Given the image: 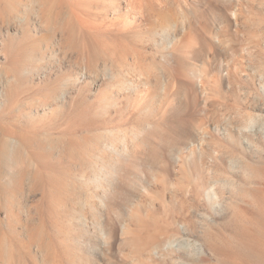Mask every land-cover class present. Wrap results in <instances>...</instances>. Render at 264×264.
<instances>
[{
	"label": "rangeland",
	"instance_id": "rangeland-1",
	"mask_svg": "<svg viewBox=\"0 0 264 264\" xmlns=\"http://www.w3.org/2000/svg\"><path fill=\"white\" fill-rule=\"evenodd\" d=\"M228 1L229 0H3L7 7L12 9L17 7L18 9L16 12H18L19 15L24 17V15L26 16L27 14V16L21 24H17L18 20L17 17H15L14 20L9 22L10 26H7L8 28H18L19 34H16L17 38L10 40L4 36H0V67L6 66L8 60L14 57V55L16 56L19 54V61L23 59L22 62H20L21 67L19 66L20 69L18 71V75L20 76L13 73V70H10L6 80L4 77H0L3 83V85L0 86V264H63L65 251L61 244L62 236L68 230L69 233L72 231L71 234L73 237L71 238H74V233H76L75 229L79 227L86 230L87 233L90 232V234H88L90 237L87 238V244H89L85 245L83 243L81 247H87L91 257L98 261L100 260V264H222L225 260L226 263L227 260L228 262H232L231 264H233L234 261V264H249L250 256L245 258L247 259V263H245L243 257L248 254L252 256L257 247L261 250L257 249L259 252L256 250V255L258 253L261 255L264 251L262 248L264 246L263 239L260 240L264 238L261 237L264 235V210H262V214L260 213V217L263 215L262 226L257 224L256 225L259 227L255 226L257 229L260 228L263 231V235L260 229V231L257 230L260 234L258 232V234L255 235L256 231L248 233L250 228L246 226H249L250 222L248 223V220L243 218L244 214H240V212H243L238 209L239 206H241V201H243L244 204L250 202L247 206H243H246L247 209L249 206V209H252L253 206H255V208L259 207L262 201L256 204L252 196H249L250 194L252 195L250 190L252 186V189L259 190L258 196L261 190L264 191V189H262V187L264 188V177L262 176L263 174L260 175V169H264V161L262 160L264 159V121H261L264 120V106H262L264 104V92L260 90L255 82L256 78L264 75V65H262L264 64V60H261L264 59V48L261 49V52L253 45H249V37H251L249 32L251 33V31L254 30V34H251L257 35L261 33L259 34L260 37H258L259 35H257V37L263 40H260V42H262L261 44L264 47V21H262L264 20V1H239L236 5L237 9L235 8L236 16L234 18L230 17L231 8L228 6ZM260 1H262V3ZM154 6L162 8L168 20L161 23V28H158L157 34L150 31L149 36L147 31H145L144 22L146 21L147 13ZM69 7L71 9L72 7L75 8L77 12L79 10L78 8H80L79 13L82 12L81 15L83 14L85 18L94 23H98L102 17L106 15L110 20L116 19L125 29L132 26L133 32L136 30L141 31V34L139 33L138 35L139 37L134 36L131 40L125 39L128 44L127 46L113 44L109 41L107 50L111 55L115 51L113 53L114 55H112L115 59V64L113 63L115 66L112 64L111 70L105 71L106 73L104 70L98 71V75L92 71L90 75H87V79H85L84 83H76L74 80L77 76L78 67L80 66L74 59L77 48H81L80 45L86 42L87 39V42H89L92 47L95 46L93 49L96 52L102 50L101 48L103 45L99 37L96 36V29L92 30V35L89 36L90 38L84 37L81 33L79 34L77 30L78 26H76L77 28L74 33L73 27L77 24L74 23L75 25H71L70 23L72 14L68 12V10H70ZM43 10L45 13H50V16L46 17ZM262 13L263 16L261 17ZM220 14H222V16ZM55 16H57V18ZM27 18H29L28 24L25 22ZM188 21L192 24L194 23L195 28L200 32V36L191 39V49L197 52L198 56L187 58L188 72L181 76V81L184 82V85H188L187 90L189 91L186 94H180L176 99L177 101H175L178 107V118H180V123H183H181V127L178 126L176 128L177 130L174 129L170 132L167 137V142L161 143L159 138H152L151 142L156 144L159 149L162 148L160 149L159 159L153 161L147 154H142V156H140V152H144L147 147L141 143H137L139 144L137 146L135 143L138 142L136 141L138 135L141 137L143 135V130L149 126L145 122L142 123L145 116L143 117L142 114L139 116L143 119L141 117L137 118V114H131L130 112L133 102L137 99L136 95L138 90L141 91L144 88L141 83L142 75L139 74L140 65L138 63L141 64L145 56H149L156 48H161L169 39L174 40L173 46L175 44H181L186 36V32H182L183 35L185 34V36H183L181 32L179 33V27L183 22L187 25ZM125 24L127 25L124 26ZM118 25L119 24H117V26ZM22 26H25L23 34L20 33ZM7 27L2 29H8ZM69 27H72L71 30ZM27 28L29 29L27 30ZM174 28H176V31H174ZM216 28H218L221 35L225 38L229 35L232 36V40H227L226 43L221 42L222 44L214 43L211 33ZM151 32L153 34H151ZM142 33H144V36ZM78 36H80V38ZM257 37L253 38L258 39ZM83 38L86 40L84 41ZM66 41L69 42L67 43ZM73 43L76 45L74 46ZM243 47L244 51L241 50ZM116 56H119L118 62L116 61ZM169 60L170 63L176 67L175 60L171 58ZM121 61L122 63L120 64L119 62ZM116 64H118V66ZM98 65L101 66L102 63H98ZM134 68H136V70ZM132 69H134V71ZM2 71L4 72V70H0V73ZM120 71H122L129 82L128 84L126 83L127 89L125 90L120 89L119 78L114 79L112 76ZM82 84H86V88L83 93L76 98L79 86ZM6 86L7 89L5 88ZM104 89L106 90L105 93L107 98L110 99L109 104L111 106L109 105L107 112L103 111L99 113L100 115L97 114L96 116V110H99L102 106H106L105 103L103 104L100 102L102 94L99 95L100 90L102 91ZM234 91L236 92V97L233 95ZM127 95L132 96L134 99H132V102L127 103L128 110L122 108L125 111H121L122 109H120L119 106L125 105L122 98ZM160 98L161 97H159V99ZM125 102L127 101L125 100ZM159 104L160 102L157 101V107ZM230 104H232V107ZM260 104H262V107ZM135 105L137 104L135 103ZM228 105H230V107ZM247 113L248 115L250 114L248 116L249 120L247 118ZM167 114H160V117H158V119H161L162 124L166 123ZM255 114L256 117L258 116V120L256 119L254 122L252 119L250 120V118H256ZM248 122L249 125L246 124ZM216 123L226 126L231 132L234 130L239 131L240 129L242 132L241 135L243 134L242 137L248 143L247 145L244 144L242 147L243 152L241 153L244 155L240 156L241 159L238 155V151H235L237 152V154H235L236 157L238 156V160L233 152V155L231 153L232 156L229 154L227 155L228 158H224V162L230 167L231 171L229 174H236V171H238L243 176V179L247 175L246 171H248V174L251 171L255 172L252 173L251 176L249 174V179L252 181L249 179L247 180L248 175L246 176L247 178L244 179L245 182L251 181L250 184H248L249 182L244 183L246 186H249H247V188H249L247 189L249 194L247 195L248 192L244 193L249 197L247 198L244 194L242 196L240 195L242 198L239 195L235 197V195L231 196L228 192L227 195L225 192L217 206H201L193 210L192 213L194 217L199 216V219L197 218L198 225L196 224L195 227H172L170 230L172 234H170V236L177 232L173 237H182L183 239L180 238L182 242L177 239V241H180L179 246L176 244L173 247H166L167 249L161 248L159 249L160 251L157 250V253L156 251L155 253L150 252L149 255L143 253L138 254L134 244L123 243L126 237L129 236V231L138 232L142 239L146 241L149 236H152L153 230L156 228L148 225H151L152 222L156 220L158 221V217L167 218V215H169L172 210H178L181 207V194L175 189L177 185L176 182H172L175 181L173 177H175L174 173H176L175 169L173 170V164L186 162L187 159V162L190 163H204L215 171L214 166L217 165L212 164L211 155L206 154L201 160L196 141H192L195 137V132L197 133V131H199L200 134L204 136V145L207 148H211V145H209L211 139L209 138L215 137L213 128ZM250 126L255 129L259 126L263 128L258 134H254L255 129L250 130ZM137 130L140 131L141 134L138 133ZM136 133L138 135H136ZM87 135L89 136L87 137ZM134 135L136 137H134ZM62 137L64 139H62ZM248 138H250V140ZM22 139L27 142H23ZM68 139L71 141L69 142ZM86 140L88 141L86 142ZM66 141L69 144L71 142V144L76 143L73 145L74 147L71 144V147H69ZM78 141H80V144L76 146ZM190 141L192 142L191 148H193L195 152L191 154L192 156H186L188 151L184 146L188 145ZM253 141L254 143L251 144ZM19 142H23L24 146L23 144H19ZM81 142L83 145H81ZM62 143L63 145H61ZM6 144L10 147L14 145L13 147L15 148L12 147L13 149L11 148V151H9L10 147H6L8 146ZM15 144L17 146H22L18 148L19 150H21V148L25 150V153L23 152L24 150H21L24 155H21ZM25 146L26 148H23ZM16 152L18 157L15 155ZM18 152L20 154H18ZM27 152L32 154V156ZM174 152L177 153L174 154ZM241 153L240 155H242ZM34 154L38 157L36 158ZM177 154H181L180 160L175 162L174 158ZM9 156L12 158L10 157V159ZM51 156L53 159H51ZM231 157H233V159ZM109 158L113 160L110 164L107 163ZM260 158L262 160L261 162L259 161ZM9 159L10 161H8ZM230 159H232V162H230ZM239 159L242 161L243 159H248L247 161H249L250 164L249 162H245L246 160L242 162ZM35 161L38 164L35 163ZM165 161L172 165V175L164 188L162 184L163 177L157 174L153 175L150 171H154L153 168H156ZM51 162L52 165H50V167L53 168L55 172L53 171L54 174L52 175L51 173L49 177H51L53 182L50 178H46L45 174L47 173L41 170L42 166H49ZM241 162L244 165L241 164ZM251 162L252 164L258 165H254L255 169L261 166L260 169L254 170L253 165L252 170L248 169L251 167H247V165L249 164L248 166H251ZM41 163L43 165H41ZM79 163L80 165H78ZM36 166H40L39 168L40 171H42V175L40 174L39 168L37 170ZM233 166H238L239 169L238 167L232 168ZM29 169L34 170L31 171ZM22 170L26 172L31 171V173L28 172L29 176H27V173L25 175V172ZM16 171L23 174L19 172L18 174ZM243 171L246 173L245 176ZM256 171L258 173H256ZM32 172L35 173L33 174L35 176L31 175ZM21 177H23L22 181ZM57 178L61 180H57ZM40 180H42V182ZM43 180L45 181L44 183ZM160 180H162V182H160ZM257 180L258 182L262 180L259 182L262 184H259ZM171 185H173V187H171ZM140 187H145L144 191L141 193H139ZM162 188H164V191H161ZM263 191L261 194L264 196ZM43 193H45V195H43ZM227 197L230 198L228 202H226ZM234 197L237 198L238 201L240 200L238 198H241L239 202L235 199L236 205L232 202ZM243 198H247L245 199L246 201L250 199V201L246 202ZM224 199L226 201H224ZM262 200L264 201V199ZM39 201L40 204H38ZM45 202H49V204L47 205ZM237 205L239 206L237 207ZM261 205L259 208L260 210L261 207L264 209V204ZM205 207L209 212L205 211ZM255 208L253 209L255 210ZM146 210L148 211L146 212ZM234 210L238 213L237 215L234 213ZM205 212L209 215H206ZM141 214L143 215L141 216ZM204 214L206 216H204ZM235 215H242L243 217L241 216L238 218ZM233 216L236 217H234L236 220H233ZM204 217L206 219L208 218L210 221L213 219V223L211 222L212 225L209 223L210 221L205 220ZM203 220L206 221L203 223V225H206L204 227L201 225L202 222H204ZM242 220L246 223H241L243 222ZM181 222L182 221H179L180 224ZM235 222H238V225L234 224ZM239 222L241 223L240 225ZM206 223H209V225ZM226 224H229V227L231 225L232 230L231 228L229 229ZM235 225L237 227L246 225L243 227L249 228L248 230H246V228V231L243 230V227L241 228L242 230L238 227V230L241 232L243 231V233H248H245L246 235L250 234L251 238L252 236L254 238V236L261 235L254 238L257 243L259 240L262 242V244L253 245L252 249L254 253H252L253 251H248L247 247L248 245L251 247L253 241L249 244V241H247L250 239L249 236L245 237V234L243 235L238 231L236 234L235 230H237V227H234ZM254 225L250 224L253 230L256 229ZM144 226H147V228ZM97 228H99V230ZM150 228L151 232L149 230ZM224 228H226V235ZM206 229L208 230L206 231ZM56 231L59 232L57 233ZM61 231L62 233H60ZM220 231L224 233L223 235L219 234L222 235V242L223 239L224 241L226 240L225 243H227V245L233 242L230 246L228 245L229 248H232H227L228 246L226 244L223 247L224 243L221 242L220 236H217V232L219 233ZM234 233L236 236L238 233H241V236L239 235L240 239L243 237L246 240L242 238V241H240L238 238L239 236L236 238ZM178 234L179 236H177ZM206 234H208V238ZM214 235L216 236L215 238ZM224 235H229V237L232 235V239L230 240L227 237L225 239ZM45 237L46 239L50 238L49 241H46ZM217 237L221 243L219 245L222 246L220 248L224 250L226 247L227 250L230 251H227L226 254L231 253L230 256L232 255V257L237 254L238 259L236 256L234 261H232L234 257L230 258L228 254L227 259L221 256L225 254L226 249L223 251L224 253L220 252L221 249L216 250L219 246ZM233 237H235L236 240L238 239L237 243H247V246L246 244L243 245L245 246V250L243 251L245 256H239L243 254L241 252L243 246L236 244V240L234 242ZM101 241H106L107 243L103 244ZM209 241L210 243L214 241V243L208 246L210 245ZM181 243H184V245H181ZM215 244H217V248ZM236 245L241 248V251L236 249ZM255 245L257 247H255ZM175 247L177 249H175ZM211 247H215L216 249L214 250ZM233 248L234 251L232 253L231 251ZM236 250L238 253H236ZM215 251H219L223 254H221L220 257L218 253L215 254ZM168 256L169 258H167ZM253 256L255 257V254ZM141 257L143 258L141 259ZM222 258L224 261H222ZM240 258H243L244 262H242L243 260ZM252 259L254 261L253 257ZM239 261L241 263H239ZM253 261L251 260V262ZM225 262L223 264H225Z\"/></svg>",
	"mask_w": 264,
	"mask_h": 264
},
{
	"label": "bare ground",
	"instance_id": "bare-ground-1",
	"mask_svg": "<svg viewBox=\"0 0 264 264\" xmlns=\"http://www.w3.org/2000/svg\"><path fill=\"white\" fill-rule=\"evenodd\" d=\"M239 1H241V0H229L228 1V6L231 8V14H230V17L231 18H234L236 15V9H237V7H236V5H237V3L239 2ZM248 1V0H247ZM251 1H253L254 2V0H251ZM264 1V0H263ZM110 2V1H109ZM258 2V1H257ZM261 3H262V1H260ZM227 4V3H226ZM71 5H74V4H71ZM43 6V5H42ZM45 6V5H44ZM46 6H48V5H46ZM80 6H81V4H80ZM48 7H50V6H48ZM75 7V6H74ZM79 7V6H78ZM103 7V6H102ZM51 8V7H50ZM82 8V7H81ZM84 8V7H83ZM82 8V9H83ZM236 8V9H235ZM17 7H15V9H12V8H10V7H7V5L3 2V0H0V36H4L5 38H7V39H10V40H14L15 38H17L16 37V34L18 33V28H15V27H12V28H8L7 26H10V24H9V22L11 21V20H14L15 19V17H17V20H18V22H17V24H21L25 19H26V16H27V14H26V16L24 15V17H22L21 15H19V13L18 12H16L17 11ZM34 9V8H33ZM45 9V8H44ZM48 9V8H47ZM46 9V10H47ZM69 9L70 10H68V12H71V25H75L74 23H76L77 25H75L74 27H73V29H74V33H75V30H76V26H78V33L80 34H82L84 37H88V38H90L89 36H91L92 34H91V32H92V30L93 29H96V36H98L99 37V39L102 41V50H100L99 52H96L93 48H95V46H93L92 47V45L89 43V42H87L88 41V39H87V41L86 42H84L82 45H80L81 46V48H77V52H76V54H75V56H74V59H75V61L80 65L79 67H78V71H77V76L74 78V80H75V82L77 83V82H82V83H84L85 82V79H87L86 77H87V75H90V73L92 72V71H94L95 72V74L96 75H98L97 73H98V71L100 72L101 70H104V72L106 71L107 72V70H109L110 68H111V65L115 62V59L113 58V56L112 55H114L113 53L115 52H111L112 53V55L109 53V51L107 50L108 49V42L109 41H111L113 44H118V45H128L127 43H126V41H125V39L126 40H131L134 36H138L139 35V33L141 34V31H134L133 32V27L132 26H129V27H127L128 29H125L123 26H121L120 25V23H118L117 22V20L115 19V20H110V18L108 19V17L105 15V16H103L102 17V19L98 22V23H94V22H92V21H90V20H88L87 18H85L84 16H83V14L81 15V13H79V10H80V8H78L79 10H78V12H77V10H75V8H73L72 7V9L69 7ZM85 9V8H84ZM54 10V9H53ZM44 11V10H43ZM48 11V10H47ZM62 11V10H61ZM177 11V10H176ZM181 11V10H180ZM233 11V12H232ZM44 13H45V11H44ZM67 13V12H66ZM85 13V12H84ZM18 14V15H17ZM53 14H54V12H53ZM52 14V15H53ZM59 14V13H58ZM57 14V15H58ZM60 15V14H59ZM221 16H222V14H220ZM45 16L46 17H48V16H50V13H48V12H46L45 13ZM147 17H146V21L144 22V27L146 28L145 29V31H147V33H148V35L150 36V31H152L153 33H155V34H157V31H158V28H161L160 26H161V23H164L166 20H168L167 18H166V16H165V12L163 11V9L162 8H160V7H157V6H154V7H152V9L147 13V15H146ZM263 16V13H262V15H261V17ZM56 18H57V16H55ZM153 17H155V18H153ZM171 17V16H170ZM179 17V16H178ZM182 17V16H181ZM261 17H260V19H261ZM264 17V16H263ZM47 19V18H46ZM45 19V20H46ZM50 19V18H49ZM264 19V18H263ZM29 20V18H27V20L25 21L27 24H28V21ZM73 20V21H72ZM7 21V22H6ZM120 21V20H119ZM223 21V20H222ZM262 21H264V20H262ZM47 22V21H46ZM224 22V21H223ZM65 23H67V22H65ZM141 23V22H140ZM4 24H6V25H4ZM49 24V23H48ZM117 24H119L118 26H117ZM222 24V23H221ZM127 24H125L124 26H126ZM174 25V24H173ZM177 26V25H176ZM4 27H7L8 29H2V28H4ZM70 28V27H69ZM72 28V27H71ZM71 28H70V30H71ZM29 28H27V30H28ZM55 29H56V27H55ZM175 30L174 31H176V28H174ZM66 30H68V29H66ZM69 30V31H70ZM24 31H25V26H22L21 27V29H20V33L21 34H23L24 33ZM55 31V30H54ZM95 31V30H94ZM186 32V36H185V34L183 35V33L182 32ZM71 32V31H70ZM151 32V34H153ZM182 33V35L183 36H185V38L183 39V41L181 42V44H175L174 46H173V39H169V40H167L166 42H165V44L164 45H162V47L161 48H156L155 49V51H153V52H151L150 53V55L149 56H145V58H143V60L141 61V64L140 63H138L139 65H140V67H139V74L140 75H142V81H141V83H142V85L144 86V88H143V90H141V91H139L138 90V93H137V95H136V97H137V99H136V101L135 102H133V104H132V106H131V109L132 110H130V112H131V114H137L136 116H137V118L138 117H141V116H139V115H142L143 117H144V119H143V122L142 123H146L147 125H149V126H147L144 130H143V135L141 136V137H139V135L136 133V135H138V139L136 140V141H138V142H135L136 144L137 143H141V144H143L144 146H146L147 147V149L143 152H140L141 153V155L140 156H142V154H147V156H150L149 158H151L153 161H157L158 159H159V157H160V149H162V148H158L157 147V145L156 144H153L152 142H151V140H152V138L153 137H156L157 139L159 138V140H160V142L161 143H164V142H167L168 141V135L170 134V132L171 131H173L174 129H176L178 126H180L181 125V123H183V122H181L180 123V118H178V107L176 106V103H175V101H177L176 99H177V97L180 95V94H182V93H184V94H186V93H188V91L189 90H187L188 89V85L186 86V85H184L183 83L184 82H182L181 81V76L182 75H185V74H187V72H188V62H187V58H190V57H197L198 56V53L197 52H194L192 49H191V39L193 38V37H199L200 36V32H199V30L198 29H196L195 28V26H194V23L192 24L190 21H188V24L187 25H185V23L183 22L181 25H180V27H179V33ZM254 32V30H252L251 31V33H253ZM262 32V31H261ZM68 33V32H67ZM76 33H77V31H76ZM250 32H249V35L251 36V37H249V45L250 46H254L256 49H258V51H261L262 52V48H264L263 47V45L261 44L262 42H260V40L261 39H259L258 37H260V35L259 34H261V33H259V34H257V35H259L258 37H257V35H253V34H251ZM19 34V33H18ZM72 34V33H71ZM78 34V35H79ZM143 34V36H144V33H142ZM264 34V33H263ZM70 35V34H69ZM73 36H75V35H73ZM81 36V35H80ZM80 36H78L79 38H80ZM155 36V35H154ZM69 37V36H68ZM139 37V36H138ZM148 37V36H147ZM211 37H212V40H213V42L214 43H226V41L227 40H232V36H228L227 38H225L224 36H222L221 35V33H220V31L218 30V28H216L212 33H211ZM253 37H257L258 39H254ZM71 38V37H70ZM76 38V37H75ZM261 38H262V36H261ZM65 39V38H64ZM164 39H165V37H164ZM194 39V38H193ZM247 39V38H246ZM264 39V38H263ZM71 40V39H70ZM82 40V39H81ZM83 40H84V38H83ZM83 40H82V42H83ZM86 40V39H85ZM84 40V41H85ZM148 41V40H147ZM156 41V40H155ZM163 41V40H162ZM261 41H263V40H261ZM38 42V41H37ZM67 42V41H66ZM65 42V43H66ZM69 42V41H68ZM67 42V43H68ZM76 42H77V40H76ZM81 42V41H80ZM79 42V43H80ZM155 43H157V42H155ZM221 43V44H222ZM69 44H71V43H69ZM74 44V43H73ZM248 44V43H247ZM264 44V43H263ZM76 44H74V46H75ZM156 45V44H155ZM159 45V44H158ZM19 46V45H18ZM79 46V45H78ZM161 46V45H160ZM238 46H240V45H238ZM20 47V46H19ZM77 47V46H76ZM76 47H74V48H76ZM158 47V46H157ZM246 47H247V45H246ZM249 47V46H248ZM172 48V49H171ZM239 48H241V47H239ZM35 49V48H34ZM93 49V50H92ZM237 49H238V47H237ZM250 49V48H249ZM21 50V49H20ZM118 50V49H117ZM241 50H243L244 51V47L241 49ZM18 51H19V49H18ZM22 51V50H21ZM70 51V50H69ZM240 51V50H239ZM264 51V50H263ZM116 52H118V51H116ZM119 53V52H118ZM261 54V53H260ZM118 55V54H117ZM21 56V55H20ZM263 56V55H262ZM82 57V58H81ZM119 57V56H118ZM118 57L116 56V61L118 60ZM254 57V56H253ZM148 58V59H147ZM174 59L175 60V65H176V67H174L171 63H170V60L169 59ZM200 58V57H199ZM22 60L23 59H21V61H19V54L18 55H14V57H11L9 60H8V64L6 65V66H2V67H0V70H4V72L2 73H0V77H4L5 78V80H6V78H8L7 76H8V72L10 71V70H13V73H15L16 75H18V71H19V66H20V62H22ZM253 60V59H252ZM261 60H264V59H261ZM118 62V61H117ZM116 62V63H117ZM139 62V61H138ZM259 62H260V60H259ZM98 63H102V65L100 66V65H98ZM120 64L122 63V61L121 62H119ZM118 63V64H119ZM115 64V63H114ZM113 64V66H115ZM118 64H116L117 66H118ZM130 64V63H129ZM132 64V63H131ZM262 65H264V64H262ZM112 66V67H113ZM128 66V65H127ZM126 66V67H127ZM136 66H137V64H136ZM135 66V67H136ZM21 67V66H20ZM121 67V66H120ZM127 68H129V67H127ZM132 68H133V66H132ZM135 70H136V68H134ZM134 69H132L133 71H134ZM111 70V69H110ZM130 70V69H129ZM137 70H138V68H137ZM189 70H190V68H189ZM105 72V73H106ZM113 72V71H112ZM114 73H116V72H114ZM133 73V72H132ZM198 73V72H197ZM126 74H127V70H126ZM131 74V73H130ZM101 75V74H100ZM104 75V74H103ZM190 75V74H189ZM18 76H20V75H18ZM102 76V75H101ZM113 76V78L115 79H117V78H119V82H120V89L121 90H125V89H127L126 88V83L128 84L129 82H128V80L126 79V76H124L123 75V73H122V71H120V72H117L116 74H113L112 75ZM196 76V75H195ZM232 76V75H231ZM125 78V79H124ZM21 79V78H20ZM232 79V78H231ZM201 80V79H200ZM235 80V79H234ZM3 81H4V79H3ZM8 82V81H7ZM201 82V81H200ZM243 82V81H242ZM256 84L259 86V88H260V90H262L263 92H264V75H262V76H259L258 78H256ZM133 83V82H132ZM244 83V82H243ZM130 84H131V82H130ZM1 85H3V83H2V80H1V78H0V86ZM203 85V84H202ZM132 86V85H131ZM134 86V85H133ZM130 87V86H129ZM6 89H7V86L5 87ZM85 88H86V84H82V85H80L79 86V89H78V93H77V95H76V98H78L79 96H80V94H82L83 93V91L85 90ZM134 88V87H133ZM215 88V87H214ZM128 89H130V88H128ZM131 90V89H130ZM105 89L104 90H100V92H99V95H101L102 94V97L100 98V102H102L103 104L105 103V105L106 106H102V107H100V109L98 110H96V116H97V114L98 115H100L99 113H101V112H107V109L109 108V101H110V99H108L107 98V96H106V93H105ZM128 92V91H127ZM211 93H212V90H211ZM218 94V93H217ZM231 95V94H230ZM233 95H234V97H236V92L234 91L233 92ZM232 95V96H233ZM194 96V95H193ZM135 97V98H136ZM159 97H161L160 99H159ZM123 99V102L125 103V105H120L119 107H120V109H127L128 110V104L127 103H129V102H132V99H134V98H132V96H130V95H127L126 97H124V98H122ZM234 99H236V98H234ZM116 100V99H115ZM125 100L127 101V102H125ZM237 100V99H236ZM86 101V100H85ZM117 101V100H116ZM157 101H159L160 102V104L158 105V107H157ZM238 101V100H237ZM263 101V100H262ZM243 102V101H242ZM117 103V102H116ZM135 103L137 104V105H135ZM195 104H196V102H195ZM236 104V103H235ZM231 105V107H232V104H230ZM230 105H228L229 107H230ZM262 104H260V106H261ZM111 106V105H110ZM130 106V105H129ZM262 106H264V104L262 105ZM261 106V107H262ZM125 107V108H124ZM181 107V106H180ZM195 107V106H194ZM233 107L235 108V106L233 105ZM227 108V107H226ZM121 110V111H125V110ZM181 109V108H180ZM221 109V108H220ZM239 109V108H238ZM223 110H224V108H223ZM215 111V110H214ZM231 111V110H230ZM233 111V110H232ZM168 113V114H167ZM180 113V112H179ZM250 113V112H249ZM256 113V112H255ZM160 114H167L165 117H166V123L165 124H162L161 123V119H158V117H160ZM251 114H252V112H251ZM78 115V114H77ZM236 115V114H235ZM243 115V114H242ZM250 115V114H249ZM248 113H247V118H248ZM254 115V114H253ZM253 115H252V117H253ZM263 115V114H262ZM261 115V116H262ZM56 116V115H55ZM61 116V115H60ZM81 116H83V115H81ZM80 116V117H81ZM192 116V115H191ZM260 116V115H259ZM64 117V116H63ZM255 117H256V114H255ZM258 117V116H257ZM257 117L256 118H250V120L252 119V121H256V119H257ZM68 118V117H67ZM99 118V117H98ZM140 118V119H141ZM239 118V117H238ZM260 118V117H259ZM163 119V118H162ZM165 119V118H164ZM184 119V118H183ZM244 119V118H243ZM242 119V120H243ZM248 120H249V118H248ZM258 120V119H257ZM260 120V119H259ZM95 121V120H94ZM189 121V120H188ZM261 121H264V120H261ZM261 121H259V122H261ZM247 122V121H246ZM251 122V121H250ZM139 123V122H138ZM238 123H239V121H238ZM64 124V123H63ZM145 124V125H146ZM242 124V123H241ZM246 124H248L249 125V122L248 123H246ZM261 124V123H260ZM263 124V123H262ZM62 125V124H61ZM65 125V124H64ZM63 125V126H64ZM82 125V124H81ZM139 125V124H138ZM144 125V126H145ZM133 126V125H132ZM141 126V125H140ZM140 126H138V127H140ZM258 126V125H257ZM70 127H71V125H70ZM181 127V126H180ZM248 127V126H247ZM251 127V129L250 130H253V129H255L254 127L252 128V126H250ZM249 127V128H250ZM213 128V127H212ZM262 128L263 127H257L256 129H255V131H254V134H258L261 130H262ZM66 129H68V128H66ZM214 133H215V137H211V138H209V139H211L210 141H209V145H211V148H207L205 145H204V141H205V139H204V136L203 135H201L200 134V132L199 131H197V133L195 132V137H194V139H193V141L192 142H194V140L196 141V145H197V150L199 151V155H200V158H201V160L203 159V156H205L206 154H209V155H211V158H212V160L211 161H213L212 162V164H215V165H217V166H214V169H215V171H213L212 170V168L210 167L209 168V166L208 165H205L204 163H198V162H187V159H186V162H182V163H175L176 161H178V160H180V155L179 154H177V155H175V158H174V160H175V164H173V170L175 169V172L176 173H174L175 174V177H173L174 179H175V181H172V182H176V187H175V189L176 190H178L179 192H180V194H181V207H180V209H174V210H172L171 212H170V214L169 215H167V218H162V217H158L159 219H158V221L156 220L155 222H152V221H150V222H152V224L151 225H148V226H151V227H156L154 230H153V234H152V236H149L148 237V239L146 240V241H144V239H142V237L139 235V233L138 232H136V231H129V236L128 237H126V239L123 241V243H125V244H134V246H136L135 247V249L138 251L137 253L139 254V253H143V254H146V255H149V253L150 252H154L155 253V251H156V253H157V250H159V249H161V248H169V247H173L174 245H180L179 243H180V238L182 239V237H180V238H177V237H173V236H175L174 234H176V233H173V235L172 236H170V234H172V233H170V230L172 229V227H195V225L197 224L198 225V217L199 216H197V217H194V215H193V210L194 209H196V208H199V207H201V206H207V207H213V206H217L219 203H220V199L222 198V196H223V194H225V192L227 193H229L231 196H234L235 195V197H236V195H243L244 193H247L248 192V190L247 189H249V188H247V186L244 184V183H248V184H250V182L252 181L251 179H249L250 177H249V174H250V176H251V174L252 173H255V172H253V171H251V172H249V174H248V171H246L247 172V177L245 176V171H243L244 172V176H245V178H247V180L249 179V180H251V181H244V179H243V176L238 172V171H236V174H229V172L231 171L230 170V167L228 166V165H226V163L224 162V158H228V156L227 155H229L230 154V156H232L233 155V152H234V154L236 153L237 154V152H235V151H238V155H239V157L240 156H243L244 154H242L241 152H243L242 151V147H243V145L245 144V145H247L248 143H247V141L242 137V135H241V131H240V129H239V131L237 130V131H229L227 128H226V126H224V125H222V124H220V123H216L215 125H214ZM177 130V129H176ZM249 130V129H248ZM249 130V131H250ZM135 131V130H134ZM138 131V130H137ZM247 131V130H246ZM248 131V132H249ZM77 132H78V130H77ZM83 133V132H82ZM99 133V132H98ZM138 133H140V131H138ZM202 133V132H201ZM204 133V132H203ZM141 134V133H140ZM246 135V134H245ZM89 135H87V137H88ZM247 136V135H246ZM32 137V136H31ZM105 137V136H104ZM134 137H136L135 135H134ZM4 138V137H3ZM28 138H29V136H28ZM68 138H70V137H68ZM246 138V137H245ZM32 139V138H31ZM31 139H29V140H31ZM51 139V138H50ZM54 139V138H53ZM62 139H64L63 137H62ZM61 139V140H62ZM66 139H67V137H66ZM71 139V138H70ZM73 139V138H72ZM249 140H250V138H248ZM247 139V140H248ZM23 140V139H22ZM56 140V139H55ZM69 140V139H68ZM74 140V139H73ZM73 140H72V142H73ZM77 140V139H76ZM79 140H81V139H79ZM89 140V139H88ZM88 140H86V142L88 141ZM123 140V139H122ZM256 140V139H255ZM24 141H26V140H23V142ZM32 141V140H31ZM65 141V140H64ZM71 140H69V142H70ZM5 142V141H4ZM18 142V141H17ZM23 142H19V144H23ZM27 142V141H26ZM29 142V141H28ZM60 142V141H59ZM67 142V141H66ZM71 142V143H72ZM85 142V143H86ZM192 142L190 141V143L188 144V145H185L184 146V148H186L187 149V151H188V154L186 155V156H188V155H191V154H194V152H195V150L193 149V148H191V144H192ZM207 142V141H206ZM249 142V141H248ZM6 143H8V142H6ZM16 143V142H15ZM30 143V142H29ZM34 143V142H33ZM68 143V142H67ZM66 143V144H67ZM70 143V144H71ZM76 143V142H75ZM74 143V144H75ZM187 143V142H186ZM254 143V141L253 142H251V144H253ZM18 144V145H19ZM42 144V143H41ZM70 144L68 143V145H69V147H71L70 146ZM74 144H71L72 146L74 145ZM80 144V141H78V143L76 144V146L77 145H79ZM6 145H8V144H6ZM30 145V144H29ZM61 145H63V143L61 144ZM67 145V146H68ZM81 145H83L82 144V142H81ZM91 145V144H90ZM139 144H137V146H138ZM207 145V144H206ZM3 146V145H2ZM14 146V145H13ZM12 146V147H13ZM15 146H17L16 144H15ZM21 145H19V146H17V148L18 147H20ZM23 146H24V144H23ZM28 146V145H27ZM75 146V147H76ZM6 147H10L9 145L8 146H6ZM12 147H10V150L9 151H11V148ZM22 147V146H21ZM36 147V146H35ZM53 147V146H52ZM65 147V146H64ZM74 147V146H73ZM13 148H15V147H13ZM12 148V149H13ZM16 148V149H17ZM23 148H26V146L25 147H23ZM28 148V147H27ZM30 148V147H29ZM40 148V147H39ZM42 148V147H41ZM46 148V147H45ZM82 148V147H81ZM140 148V147H139ZM181 148V147H180ZM263 148V147H262ZM31 149V148H30ZM33 149V148H32ZM43 149H44V147H43ZM77 149H78V147H77ZM124 149V148H123ZM18 150H19V148H18ZM21 150H22V148H21ZM19 150L20 151V153H21V155L23 154L22 153V151L24 150ZM65 150H66V147H65ZM80 150V149H79ZM180 150V149H179ZM8 151V152H9ZM15 151V150H14ZM38 151V150H37ZM41 151V150H40ZM44 151V150H43ZM42 151V152H43ZM63 151V150H62ZM70 151V150H69ZM170 151V150H169ZM260 151V150H259ZM8 152H7V154H8ZM13 152V151H12ZM24 153H25V150L23 151ZM64 152V151H63ZM119 152V151H118ZM131 152V151H130ZM171 152V151H170ZM11 153V152H10ZM19 152H18V154H20ZM28 153V152H27ZM67 153V152H66ZM79 153V152H78ZM134 153V152H133ZM163 153V152H162ZM177 153V152H176ZM175 152H174V154H176ZM179 153V152H178ZM231 153H232V155H231ZM240 153L242 154V155H240ZM12 154H14V153H12ZM29 154V153H28ZM38 154V153H37ZM47 154V153H46ZM52 154V153H51ZM51 154H49V155H51ZM102 154V153H101ZM183 154V153H182ZM184 154H185V152H184ZM236 154H235V157H236ZM15 155H17V152H16V154ZM24 155V154H23ZM29 155H31L32 156V154H29ZM35 155V154H34ZM77 155H81V154H77ZM163 155V154H162ZM171 155V154H170ZM20 156V155H19ZM145 156V155H144ZM173 156V155H172ZM192 156V155H191ZM225 156H227V157H225ZM229 156V157H230ZM245 156H246V153H245ZM7 157V156H6ZM11 156H9V158H10ZM17 157H18V155H17ZM35 157H36V155H35ZM38 157V156H37ZM36 157V158H37ZM46 157V156H45ZM80 157V156H79ZM81 157H83V156H81ZM107 157V156H106ZM110 157V156H109ZM170 157V156H169ZM194 157V156H193ZM234 157V156H233ZM233 157H231L232 159H233ZM238 157V156H237ZM236 157V159L238 160V158ZM12 158V157H11ZM10 158V159H11ZM30 158H32V157H30ZM42 158V157H41ZM48 158V157H47ZM183 158H184V156H183ZM182 158V159H183ZM187 158V157H186ZM188 158H190V157H188ZM196 158V157H195ZM247 158V157H246ZM251 158V157H250ZM10 159L8 160V161H10ZM33 159V158H32ZM51 159H53L52 158V156H51ZM83 159V158H82ZM82 159H81V163H82ZM103 159V158H102ZM162 159V158H161ZM165 159V158H164ZM232 159H230V162H232L231 160ZM240 159H241V157H240ZM239 159V160H240ZM44 160V159H43ZM50 160V159H49ZM109 161L107 162L108 164H110V162L111 161H113V160H111V158H109L108 159ZM168 160V159H167ZM185 160V159H184ZM234 160H235V158H234ZM244 160H246V159H243V161ZM248 160V159H247ZM245 161V162H249V161ZM253 160V159H252ZM259 160V159H258ZM263 161H264V159H262ZM261 160V158H260V162L262 161ZM15 161H16V159H15ZM41 161V160H40ZM143 161V160H142ZM160 161V160H159ZM158 161V162H159ZM200 161V160H199ZM240 161H242V160H240ZM242 161V162H243ZM254 161V160H253ZM257 161V160H256ZM39 162V161H38ZM48 162H50V161H48ZM80 162V161H79ZM106 162V161H105ZM170 162H172V161H170ZM201 162V161H200ZM234 162V161H233ZM239 162V161H238ZM241 162V164H243ZM244 162V163H245ZM35 163H37L36 161H35ZM44 163V162H43ZM211 163V162H210ZM38 164V163H37ZM207 164H208V162H207ZM235 164V163H234ZM236 164H237V161H236ZM239 164V163H238ZM241 164H240V166H241ZM248 164V163H247ZM246 164V165H247ZM249 164H250V162H249ZM248 164V165H249ZM41 165H43L42 163H41ZM50 165H52V162H51V164H49V166H42V171H44V173H47V174H45V177L47 178H50L51 179V177H49V176H51V173H52V175L54 174V172H55V170L53 169V168H51L50 167ZM78 165H80V163L78 164ZM121 165V164H120ZM125 165V164H124ZM157 165V164H156ZM244 165V164H243ZM242 165V166H243ZM247 165V167H251V168H248V169H250V170H252L253 168V166L254 165H257V164H252V162H251V166H248ZM253 165V166H252ZM260 165V164H259ZM83 166V165H82ZM81 166V167H82ZM239 166V165H238ZM237 166V167H238ZM239 166V167H240ZM258 166V165H257ZM256 166V167H257ZM37 167V170H38V168L40 167H38V166H36ZM35 167V168H36ZM176 167V168H175ZM237 167H235V166H233L232 168H237ZM239 167H238V169H239ZM246 167V168H247ZM261 167V166H260ZM260 167H257L256 169H260ZM34 168V169H35ZM79 168V167H78ZM77 168V169H78ZM109 168V167H108ZM34 169H32V170H34ZM83 169V168H82ZM245 169V168H244ZM255 169V166H254V170H256ZM25 170V169H24ZM24 170H22V171H24ZM28 170V169H27ZM29 170H31V169H29ZM31 170V171H32ZM79 170V169H78ZM101 170V169H100ZM153 170L154 171H150V173L151 174H153V175H155V174H157V175H161L162 177H163V182H162V180H160V182H162V184H163V187L165 188V185L166 184H168L167 182H168V179L169 178H171V173H172V165H170V164H168L166 161L164 162V163H162L161 165H158L156 168H153ZM241 170V169H240ZM261 170V173H260V175H262L263 177H264V173H262V172H264V169L262 168V169H260ZM263 170V171H262ZM21 171V170H20ZM31 171H28V172H30L31 173ZM39 171H40V168H39ZM42 171H40V174L42 173ZM54 171V172H53ZM17 172V171H16ZM19 172V171H18ZM17 172V173H18ZM25 173V175H26V173H27V176H29L28 175V172H26V171H24ZM241 172V171H240ZM19 173H21V172H19ZM18 173V174H19ZM37 173H39V172H37ZM36 173V174H37ZM97 173V172H96ZM178 173V174H177ZM256 173H258L257 171H256ZM4 174V173H3ZM21 174H23V173H21ZM33 174H35V173H33L32 172V174L31 175H33ZM39 174V175H40ZM48 174H50V175H48ZM77 174V173H76ZM30 175V176H31ZM38 175V176H39ZM42 175V174H41ZM56 175H57V172H56ZM59 175V174H58ZM88 175V174H87ZM101 175V174H100ZM258 175V174H257ZM17 176V175H16ZM20 176V175H19ZM18 176V177H19ZM23 176V175H22ZM33 176H35V175H33ZM84 176V175H83ZM96 176V175H95ZM254 176V175H253ZM24 177V176H23ZM23 177H21V181H22V178ZM44 177V176H43ZM42 177V178H43ZM54 177H55V175H54ZM256 177V176H255ZM260 178H263V177H261V176H259ZM25 178V177H24ZM30 178V177H29ZM39 178V177H38ZM53 178V177H52ZM86 178V177H85ZM8 179V178H7ZM20 179V178H19ZM34 179H36V178H34ZM55 179V178H54ZM60 178H57V180H59ZM62 179H63V177H62ZM104 179V178H103ZM52 180V179H51ZM56 180V181H57ZM61 180V179H60ZM172 180V179H171ZM263 180V179H262ZM261 180V181H262ZM20 181V182H21ZM41 182H42V180H40ZM55 181V182H56ZM261 181H259V182H261ZM18 182V181H17ZM45 181L43 180V183H44ZM47 182H49V181H47ZM52 182H53V180H52ZM58 182V181H57ZM256 182V181H255ZM257 182H258V180H257ZM258 182V183H259ZM264 182V181H263ZM150 183V182H149ZM171 183V182H170ZM253 184H255V183H253ZM259 184H262V183H259ZM259 184H258V186H259ZM170 185V184H169ZM168 186V185H167ZM246 186V187H245ZM252 186V185H251ZM250 186V187H251ZM255 186V185H254ZM98 187V186H97ZM160 187V186H159ZM170 187V186H169ZM171 187H173V185H171ZM249 187V186H248ZM260 187H261V185H260ZM259 187V189L261 190V188ZM164 188H162V190L161 191H164ZM168 188V187H167ZM252 188H253V186H252ZM250 189L251 190V192H252V195L250 194L249 196H252V198H253V201L255 202L256 201V204H257V202L258 203H260L261 201V203L259 204V207L258 208H255V206H253V208H255V210L252 208V209H249L250 208V206L248 207V209L246 208V206L250 203V202H248V201H250V199H248V201H246L245 199H247L248 197L244 194V196H246L247 198H243L246 202H248V203H246V204H244V202L243 201H241V198H238V199H240L239 201H241L242 203H240L241 204V206H239V205H237V207L239 206V209L238 210H240V211H242L243 213H241L240 212V214H244V219H246V220H248V223L250 222V224L252 225H254V223H255V225H254V227L255 226H257V225H261L262 226V221H263V219H262V217H263V215L260 217V213L262 212V210H264V209H262V207H261V210L259 209L260 208V205L264 202L262 199H264L263 197V194H261L262 193V191L263 190H261L260 191V193H259V196H258V192H259V190H254V189ZM255 188V187H254ZM138 189V188H137ZM144 189H145V187H140L139 188V193H141L142 191H144ZM258 189V188H257ZM262 189H264L263 187H262ZM87 190V189H86ZM228 190V191H227ZM249 190V191H250ZM167 192H168V190H167ZM144 193V192H143ZM162 193V192H161ZM228 193H227V195H228ZM263 193H264V191H263ZM99 194V193H98ZM174 194V193H173ZM249 194V192L247 193V195ZM260 194H261V197H260ZM43 195H45V193H43ZM94 195V194H93ZM163 195V194H162ZM164 196V195H163ZM243 196V197H244ZM263 196V197H262ZM48 197V196H47ZM179 197H180V195H179ZM230 197V196H229ZM234 197V199L232 200V202L236 205L237 203H235L236 201H235V199L237 200V198H235ZM238 197V196H237ZM261 199H259V198ZM88 198V197H87ZM98 198V197H97ZM228 198V197H227ZM226 198V200L224 199V201H226V202H228V201H230V198H228L227 199ZM233 198V197H232ZM251 198V199H252ZM48 199V198H47ZM158 199V198H157ZM242 199V200H243ZM160 200V199H159ZM46 201H49V200H46ZM98 201V200H97ZM238 200H237V202H239ZM42 202V201H41ZM158 202H161V201H158ZM165 202V201H164ZM225 202V203H226ZM45 203H47V202H45ZM89 203V202H88ZM144 203H146V202H144ZM163 203V202H162ZM36 204H37V202H36ZM38 204H40V201H39V203ZM42 204V203H41ZM49 204V202L47 203V205ZM161 204V203H160ZM228 204V203H227ZM233 204V205H234ZM255 204V205H256ZM264 204V203H263ZM262 204V205H263ZM89 205V204H88ZM139 205V204H138ZM153 205V204H152ZM166 205H168V204H166ZM228 205H230V206H232L231 204H228ZM244 205H246L245 207H243ZM251 205V204H250ZM261 205V206H262ZM40 206V205H39ZM38 206V207H39ZM90 206V205H89ZM35 207V206H34ZM149 207V206H148ZM153 207V206H152ZM161 207V206H160ZM169 207V206H168ZM234 207V206H233ZM237 207H235V208H237ZM251 207H252V205H251ZM264 207V206H263ZM154 208V207H153ZM228 208H230V207H228ZM241 208V209H240ZM149 209V208H148ZM161 209V208H160ZM260 211H259V210ZM47 210V209H46ZM150 210V209H149ZM201 210H203V209H201ZM148 210H146V212H147ZM156 211V210H155ZM166 211V210H165ZM205 211H208L207 209H206V207H205ZM235 211V210H234ZM233 211V212H234ZM87 212V211H86ZM118 212V211H117ZM156 212H158V211H156ZM200 212V211H199ZM209 212V211H208ZM207 212V213H208ZM72 213V212H71ZM195 213V212H194ZM204 213V212H203ZM236 215L238 214V213H236V211L234 212ZM263 213H264V211H263ZM132 214V213H131ZM205 214H206V212H205ZM204 214V216H206V215H209V214H206L205 215ZM262 214V213H261ZM53 215V214H52ZM55 215V214H54ZM65 215V214H64ZM143 214H141V216H142ZM145 215V214H144ZM201 215H202V211H201ZM234 215V214H233ZM235 215V216H236ZM159 216V215H158ZM233 216V220L236 218V217H241V216ZM235 217V218H234ZM67 218H68V216H67ZM143 218V217H142ZM198 218V219H197ZM205 218V217H204ZM210 218V217H209ZM133 219V218H132ZM212 219V218H211ZM231 219H232V217H231ZM262 219V220H261ZM73 220V219H72ZM86 220V219H85ZM137 220V219H136ZM139 220V219H138ZM202 220V219H201ZM205 220H208V221H210L208 218L206 219L205 218ZM205 220H203L204 222H202V226L204 227V226H206V225H203V223H205L206 221ZM226 220H227V217H226ZM225 220V221H226ZM229 220H230V218H229ZM236 220V219H235ZM69 221V220H68ZM179 221H182L181 222V224L179 223ZM207 221V222H208ZM212 221H213V219H212ZM212 221H210L209 223L211 224V222ZM225 221H222V222H225ZM231 221V220H230ZM239 221V220H238ZM243 222H241V223H246V222H244V220H242ZM234 222V221H233ZM239 222V225L241 224ZM264 222V221H263ZM70 223V222H69ZM132 223V222H131ZM139 223V222H138ZM209 223H206L207 225H209ZM213 223V222H212ZM226 223H228V222H226ZM238 222H235L234 224H236V225H238L237 224ZM84 224V223H83ZM147 224H149V223H147ZM146 224V225H147ZM200 224V223H199ZM218 224V223H217ZM225 224V223H224ZM230 224H232V223H230ZM250 224H249V226L247 225H242L241 227H239L240 229L243 227V226H246V227H249L250 229H252V230H250L249 228V230H250V232H249V230L246 228V230H248V233H251L252 231H256L255 232V235L256 234H258V232L261 230L260 228H254L255 230H253V227H250ZM257 224V225H256ZM96 225V224H95ZM134 225V224H133ZM212 225V224H211ZM223 225V224H222ZM227 225V224H226ZM229 225V224H228ZM227 225V226H228ZM233 225V224H232ZM234 226V227H237V226ZM227 226H226V228H227ZM264 226V225H263ZM138 227H140V226H138ZM144 227H146L147 228V226H144ZM218 227V226H217ZM225 227V226H224ZM238 227H237V230H235V232H236V234H237V231L238 232H241L240 230H238ZM257 227H259V226H257ZM57 228V227H56ZM226 228H224V230H225V235H226ZM228 228L230 229L231 228V230H232V227H231V225H230V227L228 226ZM245 228L243 227V230H245ZM261 228H263V227H261ZM98 230H99V228H97ZM260 229V230H259ZM56 230H58V229H56ZM60 230H62V229H60ZM59 230V231H60ZM70 230V229H69ZM76 230V233H74L75 235H74V238H71V237H73V235L71 234V232L72 231H70V233H69V231L67 230L65 233H64V235L62 236V239H61V244L63 245V247H64V251H65V259H64V262H62L63 264H100L99 263V261L97 260V259H94L93 257H91V255H90V251H88L87 249V247H84V248H82L81 247V245L83 246V243L86 245L87 244V238L88 237H90L88 234H90V232L89 233H87L86 232V230H83V229H81L80 227L79 228H77V229H75ZM103 230V229H102ZM131 230H134V229H131ZM147 230V229H146ZM150 230V232H151V228L149 229ZM186 230V229H185ZM208 229H206V231H207ZM230 230V231H231ZM234 230H233V232H234ZM242 230V229H241ZM245 230V231H246ZM257 230H259L258 232H257ZM263 230H264V228H263ZM58 231V232H59ZM74 231V230H73ZM229 231V230H228ZM57 232V231H56ZM57 232V233H58ZM96 232V231H95ZM188 232H190V231H188ZM215 232V231H214ZM232 232V233H233ZM261 234L263 235V231L261 230ZM60 233H62V231L60 232ZM94 233V232H93ZM102 233V232H101ZM211 233V232H210ZM231 233V234H232ZM243 235L246 233H243V231L241 232ZM241 233H238V235L236 236V234L234 233V236L237 238ZM248 233H246V234H248ZM95 234V233H94ZM150 234V233H149ZM219 234H224V233H221V231L218 233L217 232V236L219 235ZM244 235L245 237L246 236H249L250 237V239H251V241H250V239L249 240H247V241H249V244L253 241V244H252V246L250 247L249 245L247 246V243H244L243 244V242H242V244H241V242H238L237 243V240L235 239V237H233L234 239V242H235V240H236V244H238V245H245L246 244V246L248 247V251H253L252 253H254V250L252 249V247H253V245L254 244H262V242L260 241V240H262L263 242H264V238H261V237H264V235L263 236H261V235H257V236H261L259 239V241H258V243L254 240V238H256L257 236H254V238H253V236H252V238H253V240H252V238H251V236H250V234L249 235ZM259 234H260V232H259ZM103 235V234H102ZM207 235V238L209 237L208 236V234H206ZM210 235V234H209ZM215 235H216V233H215ZM214 235V238L216 237ZM222 235H219L220 237V240L222 239L221 237H222ZM224 235V236H225ZM242 235V236H243ZM97 236H99V235H97ZM177 236H179V234L177 235ZM180 236H182V235H180ZM223 236V237H224ZM241 236V235H240ZM240 236L238 237L239 238V240L240 241H242L241 239L243 238H241L240 239ZM145 237V236H144ZM213 237V236H212ZM226 237L228 238V239H232V235H231V237H229V235L228 236H225V239H226ZM248 237V238H249ZM218 238V237H217ZM219 238H218V245L219 244H221L220 243V241H219ZM45 239H46V237H45ZM50 239V238H49ZM49 239H46V241L48 240L49 241ZM85 239H86V241H85ZM101 239V238H100ZM146 239V238H145ZM177 239H179L178 241H177ZM205 239V238H204ZM210 239V238H209ZM228 239H227V242H228ZM258 239V238H257ZM256 239V240H257ZM183 240V239H182ZM208 240V239H207ZM206 240V241H207ZM229 240V241H230ZM243 240H246L245 238H243ZM89 241V240H88ZM185 241V240H184ZM211 241V240H210ZM210 241H209V243H210ZM226 241V240H225ZM225 241H224V239H223V242H222V240H221V242L222 243H224V245H223V247L225 246V244L227 245V243H225ZM246 241V242H247ZM44 242V241H43ZM42 242V243H43ZM91 242V241H90ZM103 244H105V243H107L106 241H101ZM182 242V241H181ZM185 242H187V241H185ZM204 242H205V240H204ZM208 242V241H207ZM213 243H214V241H212ZM216 242H217V239H216ZM245 242V241H244ZM256 242V243H255ZM259 242H261V243H259ZM190 243H191V241H190ZM213 243H210V245H208V243H207V245L208 246H211V244H213ZM233 242H230V245L232 244ZM240 243V244H239ZM89 244V243H88ZM87 244V245H88ZM120 244H121V242H120ZM188 244V243H187ZM193 244V243H192ZM206 244V243H205ZM181 245H184V243H181ZM191 245V244H190ZM216 245V246H215ZM214 246L217 248V244H215ZM228 245H229V243H228ZM227 245V246H228ZM229 245V246H230ZM234 245V244H233ZM232 245V246H233ZM255 245V247H257ZM133 246V245H132ZM133 246V247H134ZM178 246H176V247H178ZM207 246V247H208ZM213 246V245H212ZM229 246L227 247V248H229ZM259 246V245H258ZM175 247V249H177ZM215 247H211L212 249H216ZM220 247H222L221 245H219L218 246V248L216 249V250H218V249H221V251L220 252H223L225 249V254H226V252L227 251H229V250H227V248L225 247V249L223 250L222 248H220ZM236 247V249H238V250H240L241 251V248L239 247V246H235ZM234 247V248H235ZM244 247V248H243ZM242 247V253H243V251L245 250V246H243ZM254 247V248H255ZM38 248V247H37ZM166 248V249H167ZM178 248H180V247H178ZM182 248V247H181ZM230 248H232V247H230ZM229 248V249H230ZM234 248H233V250L231 251L232 253H233V251H234ZM240 248V249H239ZM261 248V247H260ZM263 248V250H264V246L262 247ZM39 249V248H38ZM257 249L258 250H261V249H259V247H257ZM256 249V250H257ZM98 250V249H97ZM210 250V249H209ZM214 250H212V251H214ZM247 250V249H246ZM256 250H255V257L252 255H247V256H245V254L243 255H239L240 257L242 256H245V257H243L244 259L245 258H247L248 256H250L249 257V261H250V263L251 264H264V251L261 253V255L258 253L257 255H256ZM103 251V250H102ZM106 251V250H105ZM160 251V250H159ZM163 251V250H162ZM248 251H246V252H248ZM51 252V251H50ZM216 252V251H215ZM219 251L218 252H216L215 254H217L218 253V255L220 256L221 254H223V253H220ZM230 252V251H229ZM241 252H240V254H241ZM47 253V252H46ZM236 253H238V251L236 250ZM153 254V253H152ZM170 254V253H169ZM225 254H223V255H221V256H224L223 258H226L227 259V254L230 256V254L231 253H227L226 254V256H225ZM251 254V253H250ZM160 255V254H159ZM137 256V255H136ZM151 256V255H150ZM220 256V257H221ZM236 256H237V254H235V255H233V257H232V255L230 256V258L232 257L233 259H232V261H234V259L236 258ZM62 257V256H61ZM252 257L254 258V261H253V259H252ZM143 257H141V259H142ZM151 258V257H150ZM167 258H169V256L167 257ZM216 258V257H215ZM222 258V259H223ZM243 258H240V259H242L243 261L242 262H244V259ZM127 259V258H126ZM229 259V258H228ZM237 259H238V256H237ZM61 260V259H60ZM145 260H147V259H145ZM172 260V259H171ZM231 260V259H230ZM251 260L253 261V262H251ZM125 261V260H124ZM173 261V260H172ZM222 261H224V259L222 260ZM226 261V260H225ZM224 261V262H225ZM241 261V260H240ZM239 261V263H241ZM176 262V261H175ZM224 262H222V264L224 263ZM235 262V261H234ZM234 262H233V264H234ZM60 263V262H59ZM174 263V262H173ZM227 263L228 264H231L232 262H228V260H227ZM226 262H225V264H227ZM238 263V262H237ZM245 263H247V259H245ZM249 263V264H250ZM110 264H112V263H110ZM115 264V263H114ZM211 264V263H210Z\"/></svg>",
	"mask_w": 264,
	"mask_h": 264
}]
</instances>
